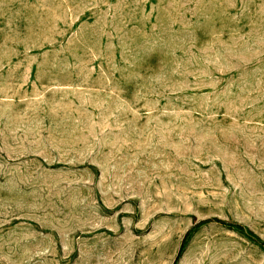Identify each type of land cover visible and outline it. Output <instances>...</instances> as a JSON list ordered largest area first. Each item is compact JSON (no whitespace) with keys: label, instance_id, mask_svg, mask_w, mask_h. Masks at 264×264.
<instances>
[{"label":"rangeland","instance_id":"rangeland-1","mask_svg":"<svg viewBox=\"0 0 264 264\" xmlns=\"http://www.w3.org/2000/svg\"><path fill=\"white\" fill-rule=\"evenodd\" d=\"M0 264H264V0H0Z\"/></svg>","mask_w":264,"mask_h":264}]
</instances>
